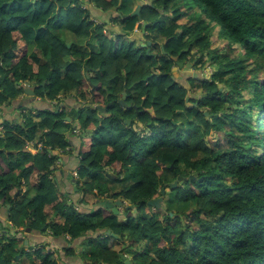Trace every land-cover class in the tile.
<instances>
[{
    "label": "trees",
    "instance_id": "obj_1",
    "mask_svg": "<svg viewBox=\"0 0 264 264\" xmlns=\"http://www.w3.org/2000/svg\"><path fill=\"white\" fill-rule=\"evenodd\" d=\"M86 3L0 0V58L9 62L0 71L5 75L9 70L5 92L11 98L20 95L14 81L23 80L42 98L59 101L57 113L40 111L36 118L29 113L27 124L54 132L63 117H71L79 129L83 162L92 171L115 170L117 178L110 181L119 184L117 193H109L93 176L83 183L84 195L130 203L122 220L109 209V215L102 209L81 213L65 207L43 176L33 184V221L40 224L54 212L62 220L60 233L81 239L82 246L92 244L89 251L73 254L89 264H124L120 254L130 264H264V0H149L141 5L155 14L169 13L166 22L126 15L119 10L120 0ZM92 9L102 13L99 17L110 16L109 21L94 22ZM194 9L219 26L225 51L212 48L210 23L197 19ZM118 20L123 26L112 31L113 38L105 26ZM144 20L146 31L151 26L168 49L157 51L146 37L145 47L120 46L122 36ZM65 31L75 44L67 45ZM193 48L201 57L207 54L215 70L209 79H190L188 88L172 69L178 60L187 61ZM123 92L124 107L117 103ZM96 105L110 116L99 118ZM33 134L28 137L34 139ZM11 139L19 145L15 136ZM47 144L67 146L65 136L54 133ZM46 153L34 157L37 172L49 168ZM7 174H0V198L11 205L18 224L23 213L26 218L30 213L7 193L17 183ZM178 176L188 179L171 189ZM163 188L161 207L149 206L162 197ZM108 230L121 236L119 245L114 243L118 239L104 238ZM98 231L103 238L94 236ZM95 239L97 245L91 242ZM16 245H2L0 239V264H15ZM31 264L60 263L57 256L38 254Z\"/></svg>",
    "mask_w": 264,
    "mask_h": 264
},
{
    "label": "flooded vegetation",
    "instance_id": "obj_2",
    "mask_svg": "<svg viewBox=\"0 0 264 264\" xmlns=\"http://www.w3.org/2000/svg\"><path fill=\"white\" fill-rule=\"evenodd\" d=\"M144 22L145 21H142L143 26H141L142 28L140 32L144 39L142 38L143 41H141L140 47L146 46L147 43L149 45L152 44L150 41H147V43L145 42L146 34H148L149 31H146L147 24L144 27ZM139 24L141 25V23ZM128 34L130 35V33ZM179 63L180 62H178V65ZM8 66L9 62H4L2 58H0V69L1 67H5L6 69ZM10 80L11 76L9 75V70L5 75H1L0 71V81L4 84V87L0 88V174L8 173L7 175H9L10 178L17 180L16 185H12L7 193L11 194L13 190H16L15 194H19V201L22 202L24 210L28 211L30 214L29 218H26L23 213L19 218V223L16 224L11 215V205L1 201L0 209H2L1 206L5 204L9 219L7 222L4 219H0V237L6 235L7 238L11 240L16 239L17 241H20V244L16 247L19 251V254H16V256L19 255L20 257L17 263L15 260L16 256L14 257L15 264H18L19 260H29V264H31L34 257L38 254L40 256L45 255L52 257L56 256V253L64 255V257H61L59 254L57 255L61 258V261H58L60 264H71L72 260L76 261V259H74L73 254L70 256L67 253L70 251H74L76 253L75 245L80 243L81 239L75 240L64 231L60 233L59 226L62 224V220H60L54 212L52 213L51 210L49 211V216L44 222L37 224L33 221L34 217L32 210L29 208V204L33 200L32 196L35 195V188L33 187V184L38 182V178L45 176L46 181H48V187L54 189V191L57 192L56 194H61L65 207L73 206L75 208V205L77 204H85L83 198L86 195H84V188H82L84 186L81 181L83 180L85 182L88 178H94L93 176H99L103 172L90 170V167L83 162V156L78 155L80 142L77 146L72 139L77 137L76 133L79 132V129L77 125L72 122L71 117L69 118V121H67L69 116L63 117L62 119L64 120V123L60 124V129L55 130L54 132L47 126L42 127V130H39L38 128L40 126L35 128L32 125L27 124V114L31 113V115L35 117L40 111H55L56 107H52L50 103V108H40L37 105L40 99H47H44L37 94L36 87L34 85L27 84L23 80L14 81L13 84L15 85V88L19 90L20 95L17 98H11L5 92V89L9 87L7 82L10 83ZM26 88L33 90L34 94L28 95L26 93ZM34 98L38 99V102H33ZM119 100L120 99L117 100L118 104ZM34 103H36V106H33ZM68 104H74V100H72L71 103L68 102ZM105 116H110L107 113V110L105 115L102 117ZM127 123L131 124L130 121H127ZM61 127L63 129H61ZM33 133L35 134V138H29L28 136ZM53 133L65 136L67 146H65L64 149H53L47 144L49 137H52ZM11 136H15V141H18L19 145L12 143ZM45 150L47 151L45 159L50 161L49 168L43 172H37L35 169L36 163L34 162V157L36 158L38 155L44 153ZM105 174L110 180L112 178H117L116 174L112 175L109 174V172L103 173V175ZM0 192H3L2 188L0 189ZM95 192L97 191L95 190ZM112 192L117 193L118 190ZM80 194L82 195V198H80ZM77 195L79 198L76 200ZM111 198L112 197L110 196L109 199ZM104 200L108 199L104 198L102 200H98V203L94 204V207L89 210L93 211L99 209L103 210L104 208L106 209L105 206L101 205V202ZM117 200L118 199H115L113 202H116ZM109 210L112 211L111 209ZM120 219L122 220V217ZM16 226L18 227V230L16 229ZM102 234L103 232L98 231V233L94 236L96 238H103L104 235ZM11 235H13V237H10ZM0 239L2 245L7 243L6 241H3L2 238ZM119 241L121 243V240ZM57 242H61L62 252H59L57 249ZM52 245L56 246V248H52ZM78 247L80 253L85 250L81 243L78 244ZM69 260H71V262ZM89 262L90 261H88V263ZM82 264H85V262Z\"/></svg>",
    "mask_w": 264,
    "mask_h": 264
},
{
    "label": "rangeland",
    "instance_id": "obj_3",
    "mask_svg": "<svg viewBox=\"0 0 264 264\" xmlns=\"http://www.w3.org/2000/svg\"><path fill=\"white\" fill-rule=\"evenodd\" d=\"M87 0H85V3H86ZM149 0H120V3H119V10L122 11V13L126 14V15H130V14H133V11L132 9L134 8V5H142V4H146L148 3ZM88 5V3H86ZM90 6L91 8L93 7V4L92 5H88ZM197 6V5H196ZM198 7V6H197ZM136 9V8H135ZM93 12H95V16L92 17V20L94 22H97V23H100L102 24L103 23V18H106V22H108V18H110V16H105L103 15L102 17H99L98 15H102L101 12H97L95 9H92ZM110 11V10H109ZM133 11V12H132ZM193 11L197 12V19L198 18H205L207 21H208V24L210 23V29L212 31V48H215L217 50H219V52L221 51H225L224 50V47L227 45V41L226 40H223V38H221L219 36V33H220V28L219 26L214 23L208 16L202 14V12L200 10H197V9H194ZM117 12V11H116ZM149 12H151V14H148ZM142 13V14H141ZM140 16L143 15V16H149L151 19H157L159 21L162 20L164 22L165 21V17L167 15H169V13H162V14H155L153 13L151 10H148V9H140ZM137 16V15H136ZM139 17V16H138ZM145 21V20H144ZM169 18H168V24H169ZM141 23V26L142 25V21L140 22ZM149 23V22H148ZM152 25V24H151ZM123 26V23L121 20H118L116 22H111L109 23V25L105 26V30L108 31V32H112V31H115L116 28H122ZM141 26H137L135 30H133L130 35L128 34L126 37H123L122 38L124 39L123 42H120V46L121 47H125V46H129L130 44L133 45L134 47L135 46H140L141 44V41L142 38H143V35L140 33L141 32ZM151 26L148 27V30L150 32H148V34H146V38L147 39H151L152 41V45L155 46V49L157 51L160 52V50H162V47L163 49L164 48H167L168 49V46L165 47V44H166V40L165 38H163L162 36H157V32H153V29L150 28ZM143 31V30H142ZM116 32V31H115ZM115 32H112L111 35L112 37L114 38L115 37ZM206 30L204 32H201V33H205ZM117 33V32H116ZM124 34V33H123ZM63 37L66 39L65 42H67V45L68 46H71L72 44H75L77 41L76 39L74 38V36L72 35L71 36V33L70 32H67L65 31V35H63ZM145 38V40H146ZM144 39V38H143ZM150 41V40H148ZM80 44L82 43L81 41L79 42ZM153 46V47H154ZM235 46V45H234ZM145 47V46H144ZM236 47V46H235ZM30 51H32V53H38V49L37 48H32L30 49ZM186 51V50H184ZM163 52V51H162ZM165 52V51H164ZM163 52V53H164ZM192 53L188 55V57L186 58L187 61H183L182 62V66H173V69H172V73H173V77H175V79H177L178 81H180L182 84L186 85L188 88H189V85H188V82L190 79L192 78H195V79H209L213 73V71L215 70V66L209 64L211 62L208 61L207 59V54H204L203 57H201V54L199 52H197V49L196 48H193V50L191 51ZM167 55V54H166ZM201 57V62H197V60ZM193 59H195L194 61H192ZM175 60L177 61V59L175 58ZM178 62H181V61H177L176 64ZM208 62V63H206ZM186 64H192L191 66H187ZM251 65V63H250ZM248 65V66H250ZM83 72V70H82ZM220 86H222V84H220ZM38 99L34 98L33 99V102H38L37 101ZM66 100L68 102H72V98L68 99L66 98ZM65 102V100H64ZM50 103L52 105V107H56L57 104L59 103L58 100L54 101V102H50V101H47V100H41L39 101V103H37V105L41 108V107H48L50 108ZM36 103L33 104V106H36L35 105ZM66 112H68V109H65ZM57 112V111H56ZM84 113H88V111H82ZM90 114H96V111H89ZM67 117V116H66ZM98 117H99V113H98ZM70 118V117H68ZM176 118L178 119V121H182L180 119V117L176 116ZM67 121H69L67 119ZM61 129H63L61 127ZM74 141V143L78 146L79 144V140L78 138H73L72 139ZM87 144H90L89 142H86V146ZM109 174H115V170L114 169H107ZM132 175L131 173L128 172V177L130 178ZM96 177H94L93 179H95ZM91 179V178H90ZM131 179V178H130ZM92 180V179H91ZM97 180L96 182L98 183H103L104 186L106 187V189L109 191V193H112V191H117L119 190L120 186L118 183H116L115 181L114 182H111L110 179L107 177V175H103L100 174L99 176H97ZM111 180H114L113 178ZM82 183H84V181L82 180L81 181ZM16 193V190H13L12 193L10 194L11 197L14 199V202L16 201H19V194H15ZM72 195V194H71ZM80 198H82V195L80 194L79 195ZM79 196L77 195L76 197V200L79 198ZM83 200L85 201L84 203L85 204H77L75 205V208H77L80 212H85V213H89L91 212L89 209H92L94 206V204L98 203V200L94 197L93 194H86V196H84ZM111 200H115V198H111ZM3 201L2 198H0V202ZM125 202L126 206L129 205V201H123ZM2 209H0V219H4L6 222L7 220L9 219L8 217V211H7V208L5 207V204L3 206H1ZM103 211L106 212L107 215L110 214V211H108V209H103ZM126 211V208H121L120 209V212L119 214H116L119 216V218H121L122 216H124V213ZM147 215L150 216V214L148 213ZM126 217H124L125 219ZM16 229L18 230V227L16 226ZM103 235V234H102ZM100 235V236H102ZM108 235V234H107ZM105 235V239L108 240L109 242H111L112 240H114L113 237L111 236H107ZM10 237H13V235H11ZM0 238H2L3 241H6L7 243H11V242H14L15 244H17L16 246H18L20 244V241H17L16 239H9L7 238L6 235H3L1 236ZM91 242H94L93 245H97L100 240L99 239H95V240H92ZM58 243V247L57 249L59 250V252H62L61 249H62V246H61V242H57ZM81 243V242H80ZM78 243V244H80ZM115 244L119 245L120 241L119 240H115L114 241ZM78 244L75 245V250H76V253L75 254H80V250H79V247H78ZM56 248V246L52 245V248ZM86 251H89L92 247V244L90 243H84L83 246H82ZM57 255L59 253H56ZM63 254V253H61ZM70 254H74V251H70ZM56 255V256H57ZM60 255V254H59ZM126 255V254H125ZM61 257H64V255H60ZM87 257L86 253L82 256L83 260H85ZM57 259L58 261L60 262L61 261V258L59 256H57ZM87 261H90L89 259H86ZM21 260H19L20 262ZM71 262V260H69ZM23 264H29L30 261L29 260H22L21 261ZM82 260H78L76 259V261L72 260L71 264H82ZM85 264H89L88 262H86ZM125 264V263H124Z\"/></svg>",
    "mask_w": 264,
    "mask_h": 264
},
{
    "label": "water",
    "instance_id": "obj_4",
    "mask_svg": "<svg viewBox=\"0 0 264 264\" xmlns=\"http://www.w3.org/2000/svg\"><path fill=\"white\" fill-rule=\"evenodd\" d=\"M140 9H141V5H137V7H136L135 11L133 12L132 16H136V15H137V16L140 17V15H139V14H140ZM146 24H147V23L144 22V27L146 26ZM186 65H187V66H191L192 64H186ZM179 66H182V63H181V62L179 63ZM89 70H90V69L87 68V72H86L87 78L90 77ZM29 91H31V92H29ZM26 93H27L28 95H32V94H34V91H33V90H30L29 88H26ZM126 95H127L126 92H123V96H122V99L119 100V104H121V105H123V106L126 105L125 102H124V100H125V98H126ZM111 104H112V103H109L107 106H110ZM82 106H85V105L82 104ZM86 106H87V107H91L92 104H87ZM95 109L100 113V114H99V118H102V116H104L105 113H106V108H104V107H102V106H100V105H96V106H95ZM149 112L152 113V116H153V117L155 116L153 109H150ZM67 119L70 120L69 118H67ZM190 178H191V179H194L195 177H194V176H191ZM187 179H188L187 177L178 176V178H177L174 182H172L169 186H170L171 189H175L180 183H182L183 181H185V180H187ZM165 194H166V188H163V190H162V197L154 198V199L150 200V201L148 202V205H149V206H155V207H157V208H160L161 205H162L163 196H164ZM125 204H126V203L123 202V201L120 200V199H118L116 202H113L111 199L104 200V201L101 202V205H102V206H105L107 209H111L112 212H113L114 214H119L121 208H127V206H126ZM107 233H108L111 237H113V238H115V239H118V240H121V236L112 233L110 230H108ZM19 257H20L19 255H17V256L15 257L16 263L18 262ZM120 257H121V259L125 262V264H130V262L127 260V257H126L125 255L120 254Z\"/></svg>",
    "mask_w": 264,
    "mask_h": 264
}]
</instances>
